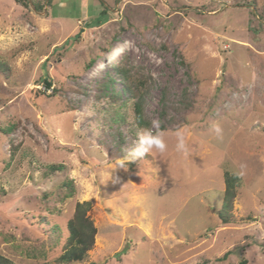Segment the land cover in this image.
<instances>
[{
  "label": "rangeland",
  "instance_id": "obj_1",
  "mask_svg": "<svg viewBox=\"0 0 264 264\" xmlns=\"http://www.w3.org/2000/svg\"><path fill=\"white\" fill-rule=\"evenodd\" d=\"M0 60L1 254L17 264H264V0H0ZM118 66L148 79V127ZM138 129L162 132L167 151L112 169ZM53 163L65 170L45 175ZM227 173L238 178L236 222L224 224ZM67 178L76 192L60 201ZM77 202L90 203L95 242L84 260H61Z\"/></svg>",
  "mask_w": 264,
  "mask_h": 264
},
{
  "label": "trees",
  "instance_id": "obj_2",
  "mask_svg": "<svg viewBox=\"0 0 264 264\" xmlns=\"http://www.w3.org/2000/svg\"><path fill=\"white\" fill-rule=\"evenodd\" d=\"M51 2V1H50ZM36 7L38 9H43V3H36ZM105 11H108L107 9ZM117 73L120 77L124 80L126 89L128 92L133 94L134 99V112L135 118L139 121L143 126H149V122L143 120V101H144V94L145 89L144 86L146 85L148 79L147 77L132 72L131 69L125 66H118ZM0 70L5 71L8 73L9 68L8 66L0 60ZM45 85L50 88L52 87V80L48 77L44 78ZM55 91V90H54ZM118 94L111 92L108 94L110 97H116ZM114 119V117H113ZM116 120V119H115ZM12 128H6L4 131L9 132ZM15 154V150L13 149L12 155ZM132 165V164H131ZM65 170V165L62 163L50 164L47 166L45 170V175L55 174L57 172H61ZM238 181L237 176L231 175L227 173L225 176V195L223 200V206L221 209L217 211L218 218L222 223H233L236 222L234 215L232 214V206L235 197V186ZM61 192L56 193V197L60 201H64L69 199L75 195L76 186L72 179L67 178L60 184ZM90 208L89 202H77L75 212L72 217L68 219L67 222V230H68V240L65 244V253L60 257L61 260H84L87 252L92 248L95 242V235L97 232L96 227L94 226L93 222L90 220L88 216H86L87 210ZM222 259V258H221ZM0 264H17L15 261L10 259L9 257L0 253ZM41 264H49L47 262ZM93 264V263H92ZM240 264H247V260H241Z\"/></svg>",
  "mask_w": 264,
  "mask_h": 264
},
{
  "label": "clouds",
  "instance_id": "obj_3",
  "mask_svg": "<svg viewBox=\"0 0 264 264\" xmlns=\"http://www.w3.org/2000/svg\"><path fill=\"white\" fill-rule=\"evenodd\" d=\"M126 47V45H125ZM123 51L122 48L113 49L107 56V60L111 63L116 56ZM103 67V66H102ZM153 127L158 128V121L152 122ZM213 130L220 136L222 129L219 125H213ZM167 143L164 135L160 131L153 132L151 129H138L136 131V139L134 146L124 149L123 156L119 157L113 165L112 169H127L129 162H139L143 160L147 155L158 152L161 156L167 151ZM177 152L187 155L188 145L185 140V136L182 132H177ZM109 179H113V182H119V177L113 178L110 174Z\"/></svg>",
  "mask_w": 264,
  "mask_h": 264
}]
</instances>
